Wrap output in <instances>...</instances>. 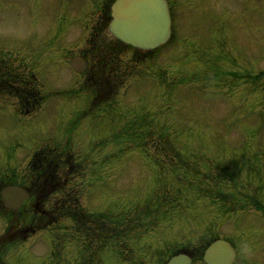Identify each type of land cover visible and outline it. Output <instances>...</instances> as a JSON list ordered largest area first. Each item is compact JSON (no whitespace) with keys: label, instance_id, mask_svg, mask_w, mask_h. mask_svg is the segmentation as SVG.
I'll return each mask as SVG.
<instances>
[{"label":"rangeland","instance_id":"rangeland-1","mask_svg":"<svg viewBox=\"0 0 264 264\" xmlns=\"http://www.w3.org/2000/svg\"><path fill=\"white\" fill-rule=\"evenodd\" d=\"M99 1L79 0L73 4L75 10L69 15L74 22L67 34L58 40V47L61 42L66 41L69 48L77 52L88 48L86 38L90 36L95 23ZM183 1L188 7L194 8V13H189L184 7L179 9L182 14L175 17L174 37L166 47L141 62H130V53L123 52L120 67L125 75L119 83L118 92L106 104L100 107L97 103L89 111L106 117L103 119L105 122L96 126L90 122L87 114L85 118L83 113H79L83 110L88 95L76 93L80 95L77 100L72 97L79 86L88 93L89 90L93 92V86L82 82L83 77L79 78L64 68L68 56L65 58L63 53L56 51L49 63L42 66L34 65L31 60L36 56L28 53V67L35 70L37 76L39 72L42 77L38 82L43 87L40 92L47 94L64 91L68 94L65 101L54 106L57 124L53 123L54 120H49L52 125L46 132L49 136L58 131L67 133L64 139L68 137L72 141L68 146H71L76 159L82 160L85 157L82 162L85 170L89 174L94 173V177L102 173V178L105 173L102 182L106 179L110 181L89 192V197L92 198L89 201L88 195L80 194L88 181L84 177L71 178L69 186L65 187L80 189L77 192L82 206L107 214L113 213L116 215L113 218L124 219L127 214L133 215V220L140 221V226L134 225L125 230L127 234L125 237L121 236L122 240L111 242L110 249L113 252L106 255L114 258V262L110 259L109 264H125V261L133 263L134 259L139 264H160V257L164 253L183 245L193 248L202 237L207 239L210 234L233 236L241 252L238 264H264V212L252 210L240 204L241 202L236 204L237 198L239 201L242 199V195L238 193L240 187L233 197H226L224 205L218 209L205 184V175L212 176L219 162L224 164L233 159H229L230 155L246 154L248 159L253 155V162H258L260 156H264V0ZM71 2L72 0L69 4ZM7 4L10 5L6 6ZM76 13L86 14V20H81L84 23L75 22ZM16 15L22 20L16 22ZM40 18L45 23L52 21L64 24L69 21L68 16L59 14L57 7L50 1L0 0V34L7 36V40L11 39L8 36L23 39L31 28L26 21L34 23ZM40 27L46 29L44 26ZM208 33L217 43L211 48L208 45L211 35L208 36ZM45 36L39 40L42 41ZM69 39H74L73 43ZM27 43L30 41L27 40ZM54 43L58 45L57 40ZM0 49L12 50L16 60L21 61L17 50L10 49V46ZM206 51L219 55L216 57V54L214 56L209 52L205 56L219 58L216 66L220 69L213 79L215 81H211L210 73H199V56ZM40 54L42 51L39 52V60ZM223 54L226 57H220ZM22 61L25 62L23 59ZM130 72H136L133 87H129L132 82ZM243 73L247 77L246 83L243 79L235 81L233 76ZM139 83L144 86L138 85ZM133 97L141 100L136 102L140 108H136ZM3 98L1 96L0 101ZM154 99L155 104L151 103ZM149 103L151 108L147 105ZM116 111L117 121L113 118ZM38 114L43 115L40 112ZM155 118L161 122V128L172 143L175 153L162 149L155 143ZM107 121L109 126L105 127ZM43 123H48L45 116ZM17 125L26 127L27 124L19 120ZM64 128L70 130L65 132ZM91 128L94 129L93 135L88 134ZM102 128L104 129L96 133ZM164 139L166 140L165 137ZM4 143H0V171L15 168L24 172L20 169L25 166L24 159L28 158L27 154L30 152L26 154L18 151L17 156L4 160L1 148ZM105 158L107 169L103 170ZM262 160L263 162L258 163L264 164V159ZM15 162L18 164H14ZM236 172L240 173V169ZM256 174L264 187V169L258 170ZM219 177H224L222 171ZM248 178L250 179L244 180V189L247 186L257 194L258 191L264 193V188L258 190L251 183L256 179L250 176ZM201 186H205L206 190ZM256 193H252L247 202L253 200L255 204L259 203ZM57 197L59 196L55 194L52 197L49 195L48 200H45L47 205ZM261 201L264 204V199ZM189 204L195 205L193 209L192 205L187 208L193 210L194 216L193 213L187 217L181 216L187 211L182 208ZM232 209L235 211H230ZM172 213H180L181 221L179 218L170 221ZM217 214L220 217H216ZM73 227L75 231H81V236L84 235V224L78 227L76 222L73 224L71 220H64L50 225L47 230L37 232L24 245H18L9 252L8 259L15 264V259L26 252L40 258L48 252L46 243L52 240V256H59L56 264L66 262V258L70 259L72 255V260L76 258L72 264H83L84 260L79 257V250L74 249L75 243L68 233L73 231ZM113 227L114 221L108 219V236H113ZM59 244L63 245V251L57 252L56 245ZM117 252L120 257L113 256Z\"/></svg>","mask_w":264,"mask_h":264},{"label":"water","instance_id":"water-1","mask_svg":"<svg viewBox=\"0 0 264 264\" xmlns=\"http://www.w3.org/2000/svg\"><path fill=\"white\" fill-rule=\"evenodd\" d=\"M110 32L126 43L146 50L164 42L169 36V15L165 0H117L112 6ZM218 252V260L212 258ZM233 251L227 242L219 250L210 249L212 264H228ZM181 264H186L184 260Z\"/></svg>","mask_w":264,"mask_h":264}]
</instances>
